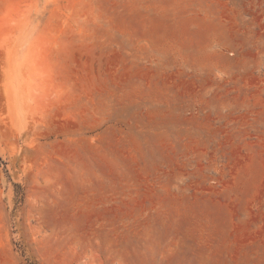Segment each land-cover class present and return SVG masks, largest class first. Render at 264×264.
I'll return each mask as SVG.
<instances>
[{
	"label": "rangeland",
	"instance_id": "rangeland-1",
	"mask_svg": "<svg viewBox=\"0 0 264 264\" xmlns=\"http://www.w3.org/2000/svg\"><path fill=\"white\" fill-rule=\"evenodd\" d=\"M0 264H264V0H0Z\"/></svg>",
	"mask_w": 264,
	"mask_h": 264
}]
</instances>
